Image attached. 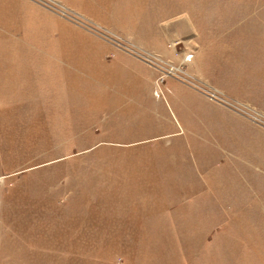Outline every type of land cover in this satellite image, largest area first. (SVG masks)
I'll use <instances>...</instances> for the list:
<instances>
[{
	"label": "rangeland",
	"instance_id": "374dc122",
	"mask_svg": "<svg viewBox=\"0 0 264 264\" xmlns=\"http://www.w3.org/2000/svg\"><path fill=\"white\" fill-rule=\"evenodd\" d=\"M0 264H264V0H0Z\"/></svg>",
	"mask_w": 264,
	"mask_h": 264
},
{
	"label": "crops",
	"instance_id": "0c3cea01",
	"mask_svg": "<svg viewBox=\"0 0 264 264\" xmlns=\"http://www.w3.org/2000/svg\"><path fill=\"white\" fill-rule=\"evenodd\" d=\"M164 54H165V53H164ZM149 68H150L151 70H153V68H152L151 66H150ZM151 78H152V77H148V76H146V77H145L146 82H149V81L151 80ZM163 79H164V77H163V78H160L159 80H162V81H163ZM177 80L180 81V82H182V80H180V79H178V78H177ZM151 81H152V80H151ZM150 83H151V82H150ZM183 83H185V82L183 81ZM185 85H186V83H185ZM187 87H189V86L187 85ZM190 88H191V86H190ZM191 89H192V88H191ZM146 90H147V89H146ZM197 93H198V92H197ZM199 94H200V93H199Z\"/></svg>",
	"mask_w": 264,
	"mask_h": 264
}]
</instances>
